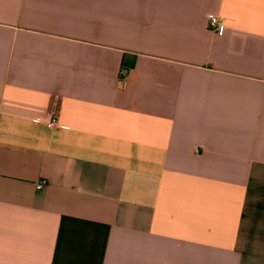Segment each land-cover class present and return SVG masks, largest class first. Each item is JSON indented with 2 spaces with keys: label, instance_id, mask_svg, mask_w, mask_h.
Segmentation results:
<instances>
[{
  "label": "crops",
  "instance_id": "obj_1",
  "mask_svg": "<svg viewBox=\"0 0 264 264\" xmlns=\"http://www.w3.org/2000/svg\"><path fill=\"white\" fill-rule=\"evenodd\" d=\"M0 264H264V0H0Z\"/></svg>",
  "mask_w": 264,
  "mask_h": 264
},
{
  "label": "built area",
  "instance_id": "obj_2",
  "mask_svg": "<svg viewBox=\"0 0 264 264\" xmlns=\"http://www.w3.org/2000/svg\"><path fill=\"white\" fill-rule=\"evenodd\" d=\"M210 28H212L213 31H216L218 34L222 35L224 31L226 30V24L225 22L220 19L218 16H214L210 19L209 22ZM126 72L122 71V76H125ZM50 125L56 126L58 125L59 121L56 115H53L50 119ZM47 185V181L44 179L39 180L36 183V189L37 190H43Z\"/></svg>",
  "mask_w": 264,
  "mask_h": 264
}]
</instances>
